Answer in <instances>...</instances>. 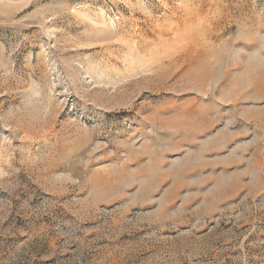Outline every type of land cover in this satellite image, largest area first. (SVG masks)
<instances>
[{"label": "rangeland", "instance_id": "obj_1", "mask_svg": "<svg viewBox=\"0 0 264 264\" xmlns=\"http://www.w3.org/2000/svg\"><path fill=\"white\" fill-rule=\"evenodd\" d=\"M0 264H264V0H0Z\"/></svg>", "mask_w": 264, "mask_h": 264}]
</instances>
